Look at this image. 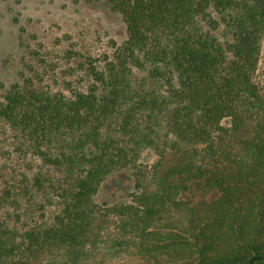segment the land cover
<instances>
[{"label": "trees", "instance_id": "16d2710c", "mask_svg": "<svg viewBox=\"0 0 264 264\" xmlns=\"http://www.w3.org/2000/svg\"><path fill=\"white\" fill-rule=\"evenodd\" d=\"M109 2L122 43L0 91V264H264V0Z\"/></svg>", "mask_w": 264, "mask_h": 264}, {"label": "rangeland", "instance_id": "374dc122", "mask_svg": "<svg viewBox=\"0 0 264 264\" xmlns=\"http://www.w3.org/2000/svg\"><path fill=\"white\" fill-rule=\"evenodd\" d=\"M125 38V22L109 0H0V91L21 78L36 50L61 53L71 46L83 55L98 56ZM141 160L152 162L155 155L144 151ZM134 190L129 172L120 170L101 183L95 200L129 201Z\"/></svg>", "mask_w": 264, "mask_h": 264}, {"label": "water", "instance_id": "95a60500", "mask_svg": "<svg viewBox=\"0 0 264 264\" xmlns=\"http://www.w3.org/2000/svg\"><path fill=\"white\" fill-rule=\"evenodd\" d=\"M253 259H254V257H252V258L249 260L248 264H251Z\"/></svg>", "mask_w": 264, "mask_h": 264}]
</instances>
